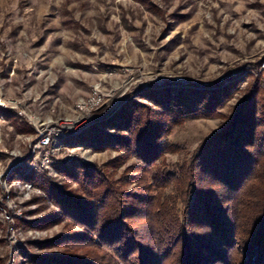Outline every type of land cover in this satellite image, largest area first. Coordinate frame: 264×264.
<instances>
[{"label":"rangeland","instance_id":"1","mask_svg":"<svg viewBox=\"0 0 264 264\" xmlns=\"http://www.w3.org/2000/svg\"><path fill=\"white\" fill-rule=\"evenodd\" d=\"M255 79L264 81V0H0V264L83 252L60 243L86 229L52 191L92 199L69 174L73 163L99 167L123 192L156 193L151 170L188 159ZM231 81L223 115L162 131L175 149L150 170L124 143L95 148L81 137L96 129L130 138L111 124L129 112V123H144L145 111L165 120L156 102L164 88L177 94ZM46 130L51 141L40 148ZM205 230L195 233L205 238Z\"/></svg>","mask_w":264,"mask_h":264},{"label":"trees","instance_id":"2","mask_svg":"<svg viewBox=\"0 0 264 264\" xmlns=\"http://www.w3.org/2000/svg\"><path fill=\"white\" fill-rule=\"evenodd\" d=\"M249 83L228 119L188 159L151 170L156 193L123 192L99 167L73 163L77 171L67 172L92 199L51 189L62 210L86 229L68 232L60 243L84 250L67 257L36 258L34 263L264 264V81ZM236 84L180 89L177 94L164 88L156 102L164 108L165 120L145 111L144 123L140 116L129 123L126 119L134 115L129 112L122 114L120 124L111 125L129 132L130 138L96 129L81 137L95 148L124 143L150 170L162 154L175 149L162 131L202 115H223L221 108ZM140 108L135 112L141 113ZM171 184L174 191L165 196ZM199 228L207 229L200 234L207 237L195 233Z\"/></svg>","mask_w":264,"mask_h":264},{"label":"built area","instance_id":"3","mask_svg":"<svg viewBox=\"0 0 264 264\" xmlns=\"http://www.w3.org/2000/svg\"><path fill=\"white\" fill-rule=\"evenodd\" d=\"M67 124V123H66ZM53 134V132L51 130H46L44 132L41 133V136L39 138V147L43 148L49 145L50 141H51V135ZM46 158V156L44 157V159Z\"/></svg>","mask_w":264,"mask_h":264}]
</instances>
